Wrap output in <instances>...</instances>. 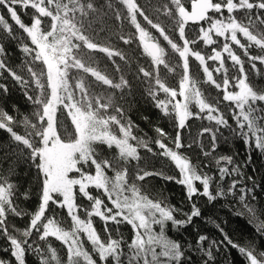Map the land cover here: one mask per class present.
Wrapping results in <instances>:
<instances>
[{
	"label": "snow or ice",
	"instance_id": "6c2138e0",
	"mask_svg": "<svg viewBox=\"0 0 264 264\" xmlns=\"http://www.w3.org/2000/svg\"><path fill=\"white\" fill-rule=\"evenodd\" d=\"M0 8L7 14L0 13V77L7 73L32 106L30 115L21 118L0 106V130L9 136L8 143L0 144V159H12L7 175L0 171V238L7 241L4 251L11 257L0 258V264H27V254L36 256L37 264H183L184 247L167 235L168 225L176 231L187 227L202 215L193 197L202 196L212 203L235 196L243 179L232 156H214L222 129L264 155V85L252 79L264 77V69L258 67L264 66V0H190V7L188 0H146L145 4L139 0H0ZM18 9H23L27 21ZM109 20L121 26L118 39L123 45L137 44L145 58L148 66L139 65L137 59L133 75L145 85L154 107L172 122L174 138L161 127L155 128L154 139L146 133L137 135L139 126L117 102L131 94V83L116 58L131 72L135 57L113 46L111 37L104 35ZM191 26H199L198 31L192 28L194 35L189 33ZM125 27L134 31L125 35ZM101 37L109 42L101 43ZM6 41L14 42L23 54L19 65L10 66ZM209 47L210 53L206 51ZM99 54L120 73L119 82L100 70ZM193 62L198 65L195 74ZM163 70L179 75L177 86L169 83ZM202 84L216 89L215 103ZM114 90H119V98ZM8 91L0 82V101ZM221 104L227 107L234 126ZM193 119L207 120L209 126L193 136L189 125ZM17 127H23V134ZM186 128L187 138L182 135ZM205 134L211 138V151L204 150ZM194 144L205 157L214 159L218 179L182 151ZM140 149L170 162L179 178L163 169L142 168ZM19 163L35 170L39 203L34 212L16 201L20 184L11 177L18 175ZM149 176L185 188L191 204L190 213H183L185 219L176 218L182 209L143 191L140 182ZM230 176L240 179H233L225 191L224 181ZM239 193L243 208L239 214L249 215L250 223L258 221L261 210L248 199L251 195L252 201L257 200L254 188L244 186ZM23 196L30 199V190ZM61 211L70 227H65ZM25 216L29 222L23 229L10 219ZM94 217L103 222L106 239L94 226ZM110 223L116 225V238ZM121 225L130 226V241L120 231ZM217 228L222 241L201 234L195 242L203 264H214L212 249L218 250L225 241L238 250L245 264H264V250L258 251L255 243L240 245ZM256 231L264 236V220ZM49 238L61 243L66 257Z\"/></svg>",
	"mask_w": 264,
	"mask_h": 264
},
{
	"label": "trees",
	"instance_id": "16d2710c",
	"mask_svg": "<svg viewBox=\"0 0 264 264\" xmlns=\"http://www.w3.org/2000/svg\"><path fill=\"white\" fill-rule=\"evenodd\" d=\"M139 2L141 4H145L146 0H139ZM188 3H190V0H188ZM18 11L21 13L22 19L27 21L29 17L24 15L23 9H18ZM30 12L31 10H29V13ZM0 13L7 15L6 10L2 8H0ZM9 23L12 22L9 20ZM107 27L108 32L104 35L111 37V44L117 47L119 50L125 52L129 57H135L131 72L123 64V62L119 61L118 57L116 59L119 63H121V67L124 69V75L131 83V94H125L124 99H118L117 102L127 112V116L139 126V130L136 134L143 136L146 133L149 137L154 139L157 136L155 128L161 127L165 132L174 138L175 129L172 122H170L168 118L164 117L160 110L154 107L151 98L148 97L144 91L145 85H142L133 75L137 69V59L139 65H143L145 67L148 66L145 63V58L141 57L137 51V44L134 43L131 46L123 45L122 41L118 39L122 34V29L119 24H114L111 20H109L107 22ZM198 27L199 26H191L189 28V33L194 35V33H192V28H195L198 31ZM133 31L134 29L129 30L127 27L123 28V34L125 35H130ZM156 35L158 36V34ZM160 39L162 41V38ZM100 42L108 43L109 41L101 37ZM164 43L166 45V42ZM5 46L9 51L10 66L19 65L23 54L17 50L15 43L6 41ZM203 47L204 46L201 44V48ZM206 51L210 53V47ZM251 51L253 54H256L257 50L253 48ZM99 56L100 59L98 61V65L100 70L106 72L110 77L114 78L116 82H119L120 73H116L114 71V68L111 66V62L107 61V59L103 57V54H99ZM209 64L211 65L212 62H209ZM258 67L264 69V66L258 65ZM192 70L194 74L198 71V65L195 62H193ZM177 71L179 72V70ZM163 74L168 76L169 83H171L173 86H177L176 82L179 80L178 74H167L166 70L162 71V75ZM3 77H7V73H4ZM3 77H0V82L5 83L9 91L8 94L3 98V101H0V106L4 107L9 112V114H20L18 118H21L22 115H30L32 112V106L23 95V91L21 90L20 86L16 84V82L10 77H7L6 79ZM199 78L201 81L203 80L202 72L199 73ZM252 79L255 83L264 85V77H261L257 80L253 76ZM201 87L206 90V95L211 93V95H208V99L215 103L217 98L216 89L210 85L203 84ZM114 91L116 92L117 98H119V90ZM128 91V89H125V93ZM220 95L222 97V94ZM13 105H15V110L13 109ZM219 107L224 112L226 118L229 119L230 123H233L231 120V115L228 113V109L225 104H221ZM68 124L70 125V121H68ZM189 125L191 127L192 135L195 136L203 126H209V122L207 120L193 119L189 121ZM15 130L20 134H23L24 132L23 127H17ZM222 131L223 136L218 138V144L214 156H232L234 158L235 164L241 167L243 179L237 186L235 196L226 195L224 198L217 199L212 203H209L207 199L202 196L193 197V202H195L197 207L200 208L202 215L199 218H194L193 222L187 227H183L179 231H176L173 230L171 224L168 225V228L166 229L167 235L170 238L179 241L184 247L186 259H184L183 264H203L202 254L196 250L197 246L195 242L197 237L201 234L206 235L210 240H215L217 242L222 241L223 235L218 230L217 225H219L220 228H223V231L227 233L228 236L236 243L245 245L251 241L256 244L258 251L264 250V236L258 235L256 231L259 221L264 220V155H261L257 150H255L251 143L249 145H245L241 139L233 138L227 129H222ZM182 135L187 138L189 136V130L187 128L182 130ZM224 137H228V140L225 141ZM8 142V134L3 130H0V144H6ZM187 142V139H185V143ZM203 146L204 150L211 151V138L207 134H205L203 137ZM153 148L154 150L159 151L155 148V145H153ZM114 151L115 150L113 149V152ZM182 151L191 157L193 163L199 164L204 172L208 173L209 175H213L216 177V179H218V170L214 159L211 156L205 157L203 151H201V148L198 145L194 144L191 149L184 148ZM140 155L143 157V159L140 161V166L142 168L148 171H160L163 169L167 175H173L179 178L178 171L175 169L174 165L170 164V162L165 161L161 157H153L143 149H140ZM2 156L3 151H0V157ZM11 163V158L8 160L0 159V171L7 175V170L9 169ZM205 164L210 166L205 168ZM16 173L18 175H13L11 177L12 181L18 182L20 184L16 201L21 208L28 212H34L37 209V205L39 203V190L34 179L35 170H29L26 163H19L16 168ZM248 177H252V179L249 180L247 179ZM233 179H240V177L230 176L226 178L224 181L225 191H227ZM140 183L143 184V191L149 194L151 198H164L167 203L175 206L178 209H182V212L176 213L177 219H185L186 217L183 215V213H190L191 204L186 198V191L182 185L176 183L175 181H167L158 176L146 177L145 181ZM244 186H247L248 188H254V195L257 197V200L252 201L251 195H249L248 199L251 204L258 206V208L261 210L259 220L253 221L252 223L249 222V215L239 214L243 211L242 205L239 204V189ZM26 190H30L31 194V198L27 200H25L23 196V193H25ZM212 190L213 192L215 191V184L212 185ZM92 192L93 194H96L95 189H92ZM79 200L82 201V198H79ZM110 206L111 205H109V207ZM49 215H51V213H49ZM60 216L64 217L65 227H70L71 222L67 218L66 213L61 211ZM81 216L84 218L83 213H81ZM10 219L12 223H14L16 227L20 229L27 227L29 222L28 216H25L23 219L15 217H11ZM93 220L94 226L97 228L102 238L106 239V234L103 231V222H101L96 217H94ZM108 226L112 230L113 237L116 238V225L110 223ZM120 231L123 233L126 240H131L133 233L130 226L121 225ZM49 241L57 250H59V254L61 256L66 257V249L63 248L60 242L56 241L54 238H49ZM206 244L207 241L205 242V246ZM6 246L7 241L3 238H0V258L11 259L10 254L4 251ZM85 246L90 250V245H88L86 238ZM212 251L215 258L214 264H245V261L238 253V250L232 248L230 245H227L226 241L223 244H220L218 250L213 248ZM26 261L27 264H37V257L32 254H27ZM97 264H99V261ZM109 264H111V261H109Z\"/></svg>",
	"mask_w": 264,
	"mask_h": 264
},
{
	"label": "water",
	"instance_id": "95a60500",
	"mask_svg": "<svg viewBox=\"0 0 264 264\" xmlns=\"http://www.w3.org/2000/svg\"><path fill=\"white\" fill-rule=\"evenodd\" d=\"M189 7H190V3H189Z\"/></svg>",
	"mask_w": 264,
	"mask_h": 264
},
{
	"label": "rangeland",
	"instance_id": "374dc122",
	"mask_svg": "<svg viewBox=\"0 0 264 264\" xmlns=\"http://www.w3.org/2000/svg\"><path fill=\"white\" fill-rule=\"evenodd\" d=\"M193 68V67H192Z\"/></svg>",
	"mask_w": 264,
	"mask_h": 264
}]
</instances>
